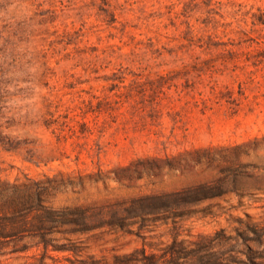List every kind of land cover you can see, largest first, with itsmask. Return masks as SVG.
<instances>
[{
    "label": "rangeland",
    "instance_id": "rangeland-1",
    "mask_svg": "<svg viewBox=\"0 0 264 264\" xmlns=\"http://www.w3.org/2000/svg\"><path fill=\"white\" fill-rule=\"evenodd\" d=\"M0 264H264V0H0Z\"/></svg>",
    "mask_w": 264,
    "mask_h": 264
}]
</instances>
